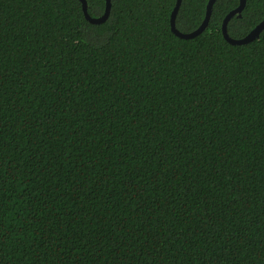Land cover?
I'll list each match as a JSON object with an SVG mask.
<instances>
[{
  "label": "trees",
  "instance_id": "16d2710c",
  "mask_svg": "<svg viewBox=\"0 0 264 264\" xmlns=\"http://www.w3.org/2000/svg\"><path fill=\"white\" fill-rule=\"evenodd\" d=\"M176 1L0 0V264H264V29Z\"/></svg>",
  "mask_w": 264,
  "mask_h": 264
},
{
  "label": "water",
  "instance_id": "95a60500",
  "mask_svg": "<svg viewBox=\"0 0 264 264\" xmlns=\"http://www.w3.org/2000/svg\"><path fill=\"white\" fill-rule=\"evenodd\" d=\"M81 4V8H82V12L86 18V20L92 24H100L102 22H104L108 16L109 13V9H110V0H105V10L104 13L101 17L96 18V19H92L87 15V11H86V2L85 0H78ZM216 0H209L206 6V11H205V17L201 23V25L194 30L193 32L187 33V34H183L181 32H179L176 28H175V24H174V19L180 4V0L176 1L175 7L171 13V18H170V29L171 32L178 38L180 39H191L193 37H196L197 35H199L200 33H202V31L206 28L208 21H209V17L211 14V9L212 6L214 4ZM244 2L245 0H239V5L238 7L230 12L223 20L222 25H221V33L223 36V39L230 45H244L247 44L253 40H255L260 32L264 29V20H262L258 25H256L246 36H244L243 38L240 39H232L230 37H228L227 33H226V25L227 22L229 21V19L234 16L235 14L240 13V11L242 10L243 6H244Z\"/></svg>",
  "mask_w": 264,
  "mask_h": 264
}]
</instances>
